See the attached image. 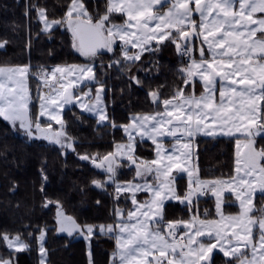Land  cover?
Listing matches in <instances>:
<instances>
[{
	"label": "snow or ice",
	"instance_id": "obj_1",
	"mask_svg": "<svg viewBox=\"0 0 264 264\" xmlns=\"http://www.w3.org/2000/svg\"><path fill=\"white\" fill-rule=\"evenodd\" d=\"M161 0H108L105 13L99 16L95 23L88 14L82 0H71L67 12V23L72 29L76 39L74 47L85 56L95 57L101 50L113 51V44L116 39L123 42L121 47L122 58L125 62L131 61L132 64L141 59L145 51H156L154 48L146 47L150 41L162 42L167 39L170 32L166 28H174L178 38H187L190 33L198 38L202 37V44L207 45L208 57L205 56V48H200L202 59L197 62L192 61L191 66L186 69L184 85L177 89L172 97L161 100L158 90H151L149 95L153 103H162V110H157L149 114L134 115L128 125H121L128 135L127 144L116 145V152L108 153L101 157V162L96 164L101 167L107 162L104 170L110 173L108 181L116 184V193L132 192V202L135 200V192L144 191L152 194V199L145 204L137 205L135 210L129 211L126 215L122 210H117L120 222L115 225H101L99 231L103 233H113L116 240L117 251L113 253V259L118 258L119 264H148L147 258L154 257V264H163L160 257L167 259V264H200L206 260L208 255L220 244L219 250L224 256L232 257L237 264H264V207L257 210L255 217L249 215L253 211V197L256 191L264 195V166L259 164V160L264 159V149L257 150L252 139L255 135L264 132V16L255 17L256 13H264V0H176V2L163 15L161 10L154 6L160 4ZM194 4V7H190ZM40 18L45 21V30L61 21H48L44 9H38ZM113 12L123 13L126 20L123 24H115L109 16ZM75 13V16L73 15ZM194 13L199 14V25L192 19ZM86 18L84 25H73V19L79 20ZM157 21L154 26H149L151 21ZM107 22V24H106ZM255 26V27H253ZM135 29V31H132ZM162 34L157 35V32ZM257 33L260 37L257 38ZM7 41L0 42L3 47ZM139 49L138 52L130 53L128 47ZM178 49L180 44L177 43ZM189 51L184 48V54ZM120 60H113V64H120ZM132 64L124 63L122 67L127 70ZM112 65H109L111 67ZM73 74L79 73L75 81L68 84L60 83L59 89L53 88L56 94L49 96L45 101L43 96L40 104L39 115L48 114L46 105L63 107V104L71 103L74 97L68 89L83 80L95 79V73L91 66H70ZM12 71V70H9ZM21 75L25 69L17 70ZM65 69L55 68L50 74L43 73L45 84L49 79L55 80L56 74L63 75ZM5 73L4 68H0V75ZM198 76L202 81L203 92L197 96L194 91L189 90L188 95L184 93V87L192 82L193 77ZM130 79L136 84H142L135 75ZM219 84V87L217 86ZM194 87V84H193ZM103 86L97 89L93 97L92 107L88 103L81 102L80 107L88 112L94 113L100 122L107 119L102 102L101 93ZM63 103H60V102ZM29 96L25 82L20 79H13L8 76L0 80V117L9 121L13 127L19 122V128L23 129L29 137L34 135L33 128L38 131L42 138L51 143L59 144L61 147L71 148V138L61 128L56 133H51V125L47 130L38 122H33L27 116ZM99 106V107H97ZM49 119H55L57 123L63 124L58 115L48 114ZM115 127V124H113ZM243 133L245 137V153H237L236 176L231 178V182L224 180L213 181H194L196 187L187 192L183 199L177 196L171 185L173 180H169L173 168L187 172L191 178L195 168H189L193 160L190 151L192 140L197 134L203 133L209 136L222 134L226 136L235 133ZM51 133V134H50ZM136 136L141 139L147 138L157 146L159 159L150 162H138L134 156V144ZM172 137L175 144L167 155L163 148V142L159 137ZM188 138V139H186ZM242 143L237 139V145ZM74 150V149H73ZM123 155L128 160L136 164L137 176L154 174L156 184L143 183L133 184L128 182L122 186L115 180L116 167L119 166L117 156ZM183 157V163H181ZM80 159L89 160L96 163L95 157L87 154L81 155ZM161 160H166V164H161ZM151 165H157L155 169ZM242 173V175H240ZM92 183L102 188L103 182L93 180ZM193 181L190 179V185ZM207 184L211 188L212 194L217 197V212L221 211L220 195L223 190L234 191L236 198L240 201L242 208L241 216L224 217L221 213V220H199L200 227L195 233H185L189 239L181 245L183 236L176 237L174 229L177 224L184 223L186 228H192L194 222H164L163 204L169 199L187 200L192 203L191 197L201 192V188ZM118 198V195H117ZM53 203V202H49ZM58 216L62 217L60 231H67L69 235L74 230L80 231L85 238H89L94 231L93 225L75 224L71 217H66L59 202ZM99 203V202H98ZM47 206V204L45 205ZM141 209H144L141 211ZM63 221H71L72 227H66ZM131 221V222H129ZM195 221V218H193ZM229 223H225V222ZM235 225V227H233ZM163 228L169 229L167 232ZM253 227L257 229V236L253 237ZM235 228H242L241 232ZM118 230V231H117ZM215 233V243H200L196 248L191 247L196 243L194 237L205 236L213 237ZM223 233V235H221ZM46 232L42 229L39 241V252L41 255L40 264H46L47 250L44 246ZM232 236L238 243L233 244L232 240H225V237ZM0 240L6 242L8 248L15 251H23L29 247L20 239L17 234L14 237L7 233H0ZM225 240V244L220 241ZM180 248L179 258L169 253H176ZM247 249V252L241 251ZM91 254L89 253V256ZM0 264H14L12 259L0 258ZM91 264V260L89 262Z\"/></svg>",
	"mask_w": 264,
	"mask_h": 264
},
{
	"label": "trees",
	"instance_id": "obj_2",
	"mask_svg": "<svg viewBox=\"0 0 264 264\" xmlns=\"http://www.w3.org/2000/svg\"><path fill=\"white\" fill-rule=\"evenodd\" d=\"M92 23L103 15L108 0H82ZM71 0H0V67L26 66L30 71V88L33 98L32 116L38 120V101L41 83L40 70L51 71L59 65H81L87 59L74 47L76 39L71 28L58 26L49 32L43 31L38 9H44L49 20L66 24ZM109 19L121 22L123 17L111 13ZM193 20L198 22V15ZM73 19V25L77 24ZM107 24V22H106ZM201 39L194 36V58H198ZM118 43L112 52H99L95 66L97 82L94 88L103 86L109 124H99L78 107L67 108L63 120L68 134L74 140V151L64 153L57 146L37 140H28L17 133L11 124L0 117V233L10 237L20 235L27 249L22 252L5 248L0 240V258L12 259L14 264H40L39 241L41 230L46 231V264H112L113 253L117 251L114 234L95 231L90 244L77 235L58 233V206L64 216L71 217L80 226L115 225L117 210L128 211L132 207L127 192L116 193V185L108 181L110 173L103 171L97 161L82 160L81 155L99 159L116 149V145L128 142L121 125H128L134 115L149 114L162 110L159 101L153 103L149 92L158 90L161 100L173 96L184 85V69L189 65L179 54L172 39L154 42L135 64L125 62ZM135 52V51H134ZM120 64H113V60ZM124 63L132 64L125 70ZM109 65H112L109 67ZM135 75L142 84H136L130 77ZM191 90L190 83L184 91ZM198 83L194 85L195 95L201 94ZM264 108V104L261 105ZM41 124L49 125L44 119ZM115 124V127H113ZM236 137L198 136L195 140V154L200 181L231 180L236 176ZM258 150L264 149V135L255 137ZM155 144L149 140L135 142L134 158L137 161H152L155 158ZM121 169L115 180L121 183L137 182L136 164L130 160L121 161ZM264 166V159L262 161ZM105 185L96 187L92 181ZM190 181L185 175L176 178L179 197L185 196ZM118 195V198H117ZM53 203H49V202ZM99 202V203H98ZM47 204V206H45ZM256 209L264 206V195H257ZM200 218L214 219L216 200L212 196L199 203ZM257 210L253 215H257ZM223 212L238 215L240 206L232 194L225 197ZM195 218L193 204L179 201L166 202L163 221L190 222ZM183 228V227H182ZM89 253L91 254L89 256ZM211 264H237L234 258L227 259L216 253Z\"/></svg>",
	"mask_w": 264,
	"mask_h": 264
},
{
	"label": "rangeland",
	"instance_id": "obj_3",
	"mask_svg": "<svg viewBox=\"0 0 264 264\" xmlns=\"http://www.w3.org/2000/svg\"><path fill=\"white\" fill-rule=\"evenodd\" d=\"M45 15H46V12H45ZM73 15L75 16V13ZM255 17H256V15H254V18ZM39 20L42 23L43 31H45V32H49V31H51L52 29H54V28H56L58 26H61L62 28H68L69 27L68 26V23L64 24V23L61 22L59 24L53 25L50 29L45 30V21L40 18V15H39ZM47 20L48 21H52V20H49L48 18H47ZM81 20L86 21V18L85 17H81ZM187 40H190V42H191L192 41V35L191 36L189 35V38ZM114 44H113V50H114ZM192 49H193V47H192ZM100 52H107V51L101 50ZM193 53H194V49H193ZM83 56L87 59V63L81 64V65H76V66H86V65L87 66H91L93 68V72L95 73V66H96V64L99 61V55L97 54L95 57H90V56H85V55H83ZM193 60H194V57H193ZM70 66H73V65H59V66L54 67L51 71H48V70H45V69L39 71L38 79L40 80V83H41V89H40V94H39V97L40 98H39V101H38V122L41 124V120L42 119H44L46 121H49L50 122L49 125H51V133H56V132L60 131L61 128H63V131L67 134V137H70L71 138L70 141H67V142H70L72 144V147L71 148L61 147V145H59V144L51 143L49 140H46V139L42 138L41 135H40V133L38 131H36L35 128H33L34 135L32 137H29L28 135L25 134V132H24L23 129H20L19 128V122H17L16 127H13L12 124L8 121L11 124V126L13 127V129L17 133H19L21 136H23L24 138H26V139H28L30 141L37 140V141H41V142H44V143L49 144V145L57 146L60 149H62V151L65 154L68 153V152L74 151L73 150L74 149V140L68 134V132L66 130V126H65V123H64V120H63L64 111L67 108L76 106L81 111H83L84 113H86V114H88V115H90V116H92L94 118H97V120H98V117L94 113L88 112L87 110L81 108L80 107V104H81V102H85V103H88V106L89 107H92L93 97L96 95L97 89H99L101 87V86H98L97 88H94L93 87V84H95L97 82V79H96V76H95V79H92V80H83L82 82H80L78 84H75L73 87H71V88L68 89V92L71 95H73L74 97H79V99H74L71 103L63 104V107L62 108H60L58 106H53V105H46V107L48 109V114L58 115L60 117V119L63 121V124L57 123V121L55 119H49V115L48 114H45L43 116L39 115V113L41 111L40 104L43 102L41 100V96H43L44 100L46 101L49 98V96H54L56 94L54 91H52L53 88L62 91V89H59L60 83L68 84L70 81H75L76 80V78L79 75V73L76 72L75 74H73V70L71 69ZM57 67H62V68L65 69V72L63 73V75L60 74V73H57L55 80L49 79L48 80V83L45 84V80L43 78V73L46 72V73H49L50 74ZM0 68H4L5 69V73L3 75H0V80H4L8 76H12L13 79H17V80L22 79L25 82V85H26V88H27V92H28V96H29L27 116H28V118L30 120L33 121V119L31 118V116H32V110H33V98H32V92H31V88H30V71H29V68L26 67V66L0 67ZM18 69H25L26 71L21 75L17 71ZM9 70H12V71H9ZM101 96H102L103 108H104V111H105V114H106L107 119L105 121H102V122H100L98 120V123L104 125V124H109L110 123L109 116H108V112H107V108H106V104H105V99H104V97H105V89H104V87H103V92L101 93ZM60 103H63V102L61 101ZM97 107H99V106H97ZM41 126L44 127L47 130V126L48 125L41 124ZM125 134L127 135L126 132H125ZM260 135H264V132L260 133ZM127 137H128V135H127ZM137 140L138 141H141L143 139H141V137H139V136H136V141ZM124 144H127V143H124ZM253 146L256 148L255 142H254ZM238 147H239L238 148V152L239 153H242L243 154V153H245L247 151L244 148V143H241ZM134 149H135V144H134ZM116 151H117V149H115L114 152H116ZM121 158H126V157H124L123 155H120V156H117L116 157L119 166L116 167V175H115V178H116L117 174L119 173V171L121 169V164H120ZM95 159H96V157H95ZM194 160L196 162V154H195V159ZM96 161L98 163H100L101 162V158L96 159ZM262 161H263V159L259 160V164L261 166H263L262 165ZM106 165H107V162H104V164L101 166V168H102L103 171H105L104 168L106 167ZM195 168H196V172H195V174L193 175V178H192L193 179V182L195 181V178L196 179H199L198 178V172H197V164H196ZM240 175H242V173ZM150 177L151 176H149V175H146V176H144V175L137 176L136 175V179L138 178L140 180L138 181V183H136V182H132V183L133 184H143V183L156 184V183H158V181H155L153 178H150ZM173 178H171V176L168 177L169 180H173ZM224 181L231 182V180H224ZM204 182H208V181H204ZM119 183L122 186H125L127 184V183H121V182H119ZM171 187L174 189V192L177 195V190H176V185H175V178H174V183L171 185ZM213 187H214L213 185L207 184L205 187H202L201 189L207 190V192L209 193V196H212L213 198H215L216 204H217V197L214 196L212 194V191H211V188H213ZM127 193H129L130 200L132 201L133 193L132 192H127ZM228 194H232L234 196L235 200H236V203L240 206V213L238 215H226L223 212V206L225 204V197ZM259 194H261L259 191H256L254 193V197H253V211L251 213H249V215H251L253 217L256 216V215L254 216L253 213L257 210L256 207H255V204H254L255 197L257 195H259ZM181 198L183 199V197H181ZM151 199H152V194L150 192L138 191V192H135V200H136L137 204H133V202H132V207L128 211H125L124 209H118V210H122L125 213V215H126L129 211L135 210L136 207H137V205H139V204H145L146 202L151 201ZM220 200H221V211H220V213H218L217 212V208H216V215H217L216 218H214V219H203V218H200L199 220H216V221H220L221 220V213L223 214L224 217L241 216L243 210L241 208L240 201L236 198V193L234 191L223 190L222 193H221V195H220ZM168 201H179V202H181V199H169V200L164 201V204L166 202H168ZM181 203L182 204H189L187 200H184ZM164 204H163V206H164ZM143 210L144 209H141V211H143ZM117 220H118V222H120V217L118 215H117ZM73 221H75V220H73ZM196 221H198V219L195 217V221H193V220L191 221V222H194V226L192 228H190V230L188 229L187 230V233H190L191 232L190 234H193L200 227L199 224H196ZM129 222H131V221H129ZM63 223L65 224L66 227H72L71 221H63ZM225 223H229V222L226 221ZM75 224L78 225V223H76V221H75ZM177 226L186 228L184 226V223H179V224H177ZM60 227H61V224L58 223L57 228H58V233L60 235H69L67 231H64V232L60 231ZM233 227H235V225H233ZM81 228H83V226H81ZM162 230L165 231V232H167L169 229L162 227ZM241 230H242V228H235V231H237V232H241ZM95 231H98L99 233H103V232L99 231V226L98 227H96V226L94 227L93 233ZM108 234H114V235H116V232L108 233ZM71 235H77L78 238H83V239H85L90 244L91 237H92L93 234L89 238L86 239L85 238V235H82L80 231L74 230ZM71 235H69V236H71ZM221 235H223V233H221ZM256 236H257V229L255 227H253V237H254V239H255ZM194 238L196 240V245L197 246L200 243H205V244H207L209 242L215 243V233H213V237H211V238L208 237L207 235H205V236H198V237H194ZM188 239H189V236H188ZM225 240H232V243L233 244L238 243L235 240V238L232 237V236L225 237ZM225 240H221L220 243L221 244H225ZM45 241H46V235H45V240H44V246H45ZM196 245L195 244H192L191 247L196 248ZM225 247H229V245L225 244ZM5 248H7L9 250H12V251H15V249H13V248H8L7 245H6V243H5ZM219 248H220V244H217V247L214 248L213 251L208 255V258L206 260L200 261V264H211L213 262V259H214V256H215L216 253H221L224 256L223 252H221L219 250ZM180 250H181L180 248H177V251L174 254L170 252L169 253V258H171L173 255L175 256ZM241 251L247 252V249H241ZM17 252H22V251H17ZM226 258L227 259H232V257H226ZM40 260H41V255H40ZM160 260L163 261V264H167V259H165L164 257H160ZM147 261H148V264H154V257L153 256H149L147 258ZM112 264H119L118 258H116L115 260L112 259Z\"/></svg>",
	"mask_w": 264,
	"mask_h": 264
},
{
	"label": "crops",
	"instance_id": "obj_4",
	"mask_svg": "<svg viewBox=\"0 0 264 264\" xmlns=\"http://www.w3.org/2000/svg\"><path fill=\"white\" fill-rule=\"evenodd\" d=\"M176 2V0H161V3L160 4H157V5H155L154 6V11L156 10V9H159V10H161L160 11V13L159 14H161V15H163L164 13H166L167 11H168V9L174 4ZM190 7H194V4H190ZM113 13H115L116 15H118V16H121V17H123V20L121 21V22H116L115 24H123L124 22H125V20H126V16L123 14V13H118V12H113ZM198 15V22H197V26L199 25V14L198 13H194L193 14V16H192V19H193V17H194V15ZM254 15H256V17H261V16H264V13H256V14H254ZM258 15V16H257ZM155 23H157V21H155V20H153V21H151V23H150V27L151 26H154L155 25ZM253 27H255V26H253ZM132 31H135V29H132ZM165 31H167V32H170L171 33V35H169L168 36V38L167 39H165V40H163L162 42H164V41H166V40H169V39H174V38H176V37H178V33H177V31H176V29H174V28H171V29H169V28H166L165 29ZM160 34H162V33H160L159 31L157 32V35H160ZM192 35V41L190 42V40H187L189 37H187V38H178L177 39V41L175 42L176 44L177 43H179V44H184V45H190V46H192L193 47V49H194V36H195V34H191L190 33V36ZM260 33H257V38H259L260 37ZM191 38V37H190ZM200 39H201V41H202V37H200ZM154 42H158V41H156V40H153V41H150L149 42V44L146 46V47H150ZM118 43H120V45L122 46L123 45V42L122 41H120L119 39H116L115 40V44H114V49H115V47H116V45L118 44ZM161 43V42H160ZM128 47V50H129V52L130 53H135V52H138L139 51V49H136V48H131L130 46H127ZM201 47H204L205 48V56H204V58H207L208 57V52H207V45H205V44H202V42H200V44H199V50H200V48ZM195 50V49H194ZM198 50V58H194V60L195 61H197V62H199L201 59H202V57H201V55H200V51ZM135 51V52H134ZM191 64L192 63H190L187 67H185V69H184V72H185V74H186V69L189 67V66H191ZM195 83H198V85L201 87V93L203 92V87H202V81H200V79H199V77L198 76H196V77H193V80H192V82H190V85H191V90L192 91H194V87H193V84L195 85ZM218 87H219V84L217 85ZM184 93H185V95H188V93L189 92H186V91H184ZM195 94V93H194ZM197 96H199V95H197ZM260 135V134H259ZM259 135H255L252 139L254 140V142H255V137L256 136H259ZM198 136H205V137H221V136H223V137H236V138H238L239 140H241L242 141V143L245 141V137H244V135H243V133H240V132H237V133H235L234 135H230V136H226V135H222V134H217V135H215V136H209V135H205V134H203V133H200V134H197L194 138H191V140H192V143H191V147H190V151L192 152V154H193V160L191 161V163L189 164V168L191 169V168H195V166H196V162H195V140H196V138L198 137ZM159 140H161L162 142H163V148L165 149V150H167L166 152H164L163 154L164 155H167L168 153H170L171 151H172V149H173V147L175 146V147H179V145H176L175 144V139L174 138H172V137H168V136H164V137H159L158 138ZM186 139H188V138H186ZM143 140H148L147 138H144ZM142 141V140H141ZM149 141H151V140H149ZM238 145H237V153H238ZM157 146L155 145V151H156V153H155V158H154V160H156V159H159V157H158V154H157ZM135 150V149H134ZM133 156H134V153H133ZM237 159H238V156H237ZM124 160H127L126 158H121V160H120V163H121V161H124ZM138 162H143V161H138ZM144 162H150V161H144ZM181 163H183V157H181V161H180ZM167 163V161L166 160H161V164H166ZM151 167L153 168V169H155L156 167H157V165H151ZM196 169V168H195ZM137 171V170H136ZM179 175H185L187 178H188V180L190 181V179L193 181V176L190 178L189 176H188V173L187 172H183V171H180L179 169H176L175 167L173 168V170H172V172H171V178H175V185H176V178L179 176ZM149 176H151L150 178H153L154 179V174H150ZM169 176V177H170ZM140 179H138L137 178V182L136 183H138V181H139ZM155 180V179H154ZM104 184V183H103ZM105 185V184H104ZM104 188H105V186H104ZM144 194V193H143ZM169 202V201H168ZM166 204V203H165ZM164 204V205H165ZM164 207V206H163ZM184 229H186V228H184ZM190 230V228H187L186 230ZM191 233V232H190ZM195 245H196V243H195ZM196 247H197V245H196ZM181 251V250H180ZM180 251L175 255L176 257H177V259L179 258V254H180Z\"/></svg>",
	"mask_w": 264,
	"mask_h": 264
},
{
	"label": "built area",
	"instance_id": "obj_5",
	"mask_svg": "<svg viewBox=\"0 0 264 264\" xmlns=\"http://www.w3.org/2000/svg\"><path fill=\"white\" fill-rule=\"evenodd\" d=\"M185 47H188L189 48V51L187 54H184V48ZM179 54L180 56L184 59V61L186 63H191L193 61V57H194V53H193V49L190 45H184V44H180V48H179ZM196 180V178H195ZM196 185L195 183L193 182L189 187L188 189L185 191V194L189 191H191L193 188H195ZM201 192H203L204 194H195L191 197V200H192V204L194 206V209H195V217L198 219H200V208H199V203L202 199L206 198V197H209V193L207 192V190L205 189H201ZM198 221H196V224H198ZM175 234H176V237L177 238H180L181 236H183V240L180 241L181 245H183L184 243H186L188 241V235H184L185 233H187V230L182 228V227H179L177 226L175 229Z\"/></svg>",
	"mask_w": 264,
	"mask_h": 264
},
{
	"label": "water",
	"instance_id": "obj_6",
	"mask_svg": "<svg viewBox=\"0 0 264 264\" xmlns=\"http://www.w3.org/2000/svg\"><path fill=\"white\" fill-rule=\"evenodd\" d=\"M86 23V21H83V20H81V21H77V24H80V25H84ZM76 24V25H77ZM63 219V218H62Z\"/></svg>",
	"mask_w": 264,
	"mask_h": 264
}]
</instances>
